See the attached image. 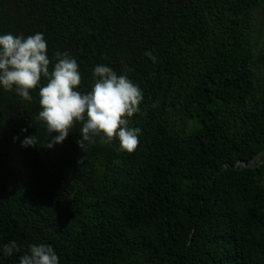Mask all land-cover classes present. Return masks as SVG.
<instances>
[{
	"label": "trees",
	"instance_id": "16d2710c",
	"mask_svg": "<svg viewBox=\"0 0 264 264\" xmlns=\"http://www.w3.org/2000/svg\"><path fill=\"white\" fill-rule=\"evenodd\" d=\"M37 32L78 90L99 64L139 85L140 144L83 152L78 123L48 148L39 87L0 86V264L31 244L59 264H264V0H0V35Z\"/></svg>",
	"mask_w": 264,
	"mask_h": 264
},
{
	"label": "clouds",
	"instance_id": "9594fccd",
	"mask_svg": "<svg viewBox=\"0 0 264 264\" xmlns=\"http://www.w3.org/2000/svg\"><path fill=\"white\" fill-rule=\"evenodd\" d=\"M154 63L152 52H145ZM55 63L50 69L48 45L42 33L27 37L6 33L0 35V86L15 91L24 101L33 100L30 92L39 87L37 119L51 137L45 146L62 144L76 124H81L77 141L83 152L97 143L111 145L119 141L122 151L134 153L139 147L141 129L131 127V118L140 111L144 96L138 84L125 74L118 75L113 68L99 64L92 73L90 91L78 90L82 75L77 61L67 52L53 54ZM124 72L133 71L124 61ZM42 78L46 81L41 84ZM23 131H27L24 129ZM55 134V135H53ZM35 136L22 141L23 147L36 146ZM20 246L11 241L3 245L5 256L20 252ZM19 264H59V257L48 244H31Z\"/></svg>",
	"mask_w": 264,
	"mask_h": 264
},
{
	"label": "rangeland",
	"instance_id": "374dc122",
	"mask_svg": "<svg viewBox=\"0 0 264 264\" xmlns=\"http://www.w3.org/2000/svg\"><path fill=\"white\" fill-rule=\"evenodd\" d=\"M264 155H261V156H258L256 157L251 163H250V166H253L257 163H259L262 159H263Z\"/></svg>",
	"mask_w": 264,
	"mask_h": 264
},
{
	"label": "water",
	"instance_id": "95a60500",
	"mask_svg": "<svg viewBox=\"0 0 264 264\" xmlns=\"http://www.w3.org/2000/svg\"><path fill=\"white\" fill-rule=\"evenodd\" d=\"M243 166H249V165H245V164H243Z\"/></svg>",
	"mask_w": 264,
	"mask_h": 264
}]
</instances>
